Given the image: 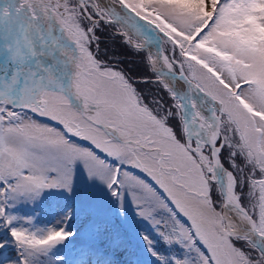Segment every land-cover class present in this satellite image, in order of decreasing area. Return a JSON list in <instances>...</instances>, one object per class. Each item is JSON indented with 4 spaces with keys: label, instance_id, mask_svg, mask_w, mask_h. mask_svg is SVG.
<instances>
[{
    "label": "snow or ice",
    "instance_id": "snow-or-ice-1",
    "mask_svg": "<svg viewBox=\"0 0 264 264\" xmlns=\"http://www.w3.org/2000/svg\"><path fill=\"white\" fill-rule=\"evenodd\" d=\"M133 235L123 264H264V0H0V264Z\"/></svg>",
    "mask_w": 264,
    "mask_h": 264
},
{
    "label": "trees",
    "instance_id": "trees-1",
    "mask_svg": "<svg viewBox=\"0 0 264 264\" xmlns=\"http://www.w3.org/2000/svg\"><path fill=\"white\" fill-rule=\"evenodd\" d=\"M107 38H109L110 41L106 42V45L110 51H119L121 52L120 59L124 61V65L127 68H132L134 71H138L141 67V58L137 55L131 54L127 52L122 46H120V41L118 38H112L110 35H107ZM114 45V46H113ZM103 47V46H102ZM24 213H29L32 214L33 210L29 208H24L23 209ZM40 221L41 223L46 222V223H54V215L52 214H41L40 215ZM80 223L78 220H73L69 224V228L72 231H77L79 228ZM141 231H145L148 233H151L152 235H155L153 230L146 224V223H139L137 225ZM135 236V235H133ZM101 239H104V237H101ZM142 248V243L139 239H135L134 242H131L130 240L127 239L125 246L122 247L121 249L117 250L115 253V259L117 260L118 264H123L124 261H127L130 259L129 253L133 251H137ZM15 255V249L12 248V250L9 252L8 250H5L4 256L10 257ZM145 264H147V260L145 259Z\"/></svg>",
    "mask_w": 264,
    "mask_h": 264
},
{
    "label": "rangeland",
    "instance_id": "rangeland-1",
    "mask_svg": "<svg viewBox=\"0 0 264 264\" xmlns=\"http://www.w3.org/2000/svg\"><path fill=\"white\" fill-rule=\"evenodd\" d=\"M107 35H110L112 37L111 32H106L104 37H103L105 43L108 42V41L111 42V40H109V38H107ZM112 38H114V37H112ZM77 176H78V178H82L80 173H78ZM28 208L32 209L31 207H28ZM127 215H128L130 220L135 217V210L131 206L130 202L127 204ZM56 219H57V217L54 216V222H55ZM136 219H139V218L137 217ZM143 223H146L151 228V226L147 222H143ZM135 239H137L135 236H131V237L128 238V240H130L131 242H134ZM83 242H91V241H88L87 236H84L83 240L81 239L80 236H78L77 239L73 242V245H71V246L72 247H78Z\"/></svg>",
    "mask_w": 264,
    "mask_h": 264
}]
</instances>
